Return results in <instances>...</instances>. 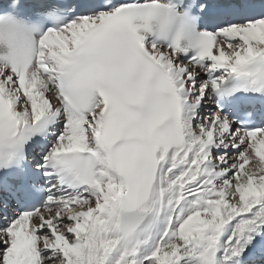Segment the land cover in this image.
Returning <instances> with one entry per match:
<instances>
[{
	"label": "snow or ice",
	"instance_id": "obj_1",
	"mask_svg": "<svg viewBox=\"0 0 264 264\" xmlns=\"http://www.w3.org/2000/svg\"><path fill=\"white\" fill-rule=\"evenodd\" d=\"M0 264H264V0H0Z\"/></svg>",
	"mask_w": 264,
	"mask_h": 264
}]
</instances>
